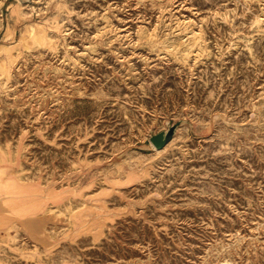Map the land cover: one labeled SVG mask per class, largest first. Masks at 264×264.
Here are the masks:
<instances>
[{
	"label": "rangeland",
	"instance_id": "obj_1",
	"mask_svg": "<svg viewBox=\"0 0 264 264\" xmlns=\"http://www.w3.org/2000/svg\"><path fill=\"white\" fill-rule=\"evenodd\" d=\"M263 8L0 0V264H264Z\"/></svg>",
	"mask_w": 264,
	"mask_h": 264
},
{
	"label": "bare ground",
	"instance_id": "obj_2",
	"mask_svg": "<svg viewBox=\"0 0 264 264\" xmlns=\"http://www.w3.org/2000/svg\"><path fill=\"white\" fill-rule=\"evenodd\" d=\"M264 9V8H263ZM263 11V10H262ZM261 16V15H260ZM260 17H258L257 19H258V21H262L261 19H259ZM181 23V22H180ZM184 23V22H183ZM259 23V22H258ZM263 23V22H262ZM186 24V23H185ZM260 25H262L261 23H259ZM182 25V24H181ZM184 25V24H183ZM188 25V24H187ZM255 25H256V23H255ZM258 25V24H257ZM180 26V25H179ZM190 26V25H189ZM256 27V26H255ZM260 27V26H259ZM256 28H258V27H256ZM261 28V27H260ZM193 33V32H192ZM195 33V32H194ZM199 33V32H198ZM154 34V33H153ZM151 36V35H150ZM192 38V37H191ZM188 41H190V40H188ZM181 42V41H180ZM193 42H194V45H196V46H198L201 50H205V46H204V43H205V41H203L202 40V35L199 33V34H195L194 35V37H193ZM176 43V42H175ZM187 43V42H186ZM185 43V44H186ZM192 45V44H191ZM174 46V45H173ZM180 46V44L179 45H177V48ZM185 46V45H184ZM183 46V47H184ZM186 46H188V45H186ZM177 48H176V50H177ZM197 48V47H196ZM207 48V47H206ZM200 51V50H199ZM207 51V50H206ZM194 52V50L193 49H188V50H186L185 49V51H183V52H180L179 53V55H181V57L183 56V59L184 58H186V59H188V61H189V58L191 57V55H192V53ZM179 57V56H178ZM185 62V61H184Z\"/></svg>",
	"mask_w": 264,
	"mask_h": 264
},
{
	"label": "water",
	"instance_id": "obj_3",
	"mask_svg": "<svg viewBox=\"0 0 264 264\" xmlns=\"http://www.w3.org/2000/svg\"><path fill=\"white\" fill-rule=\"evenodd\" d=\"M26 1V0H25ZM170 136V135H169ZM169 136H168V138H169Z\"/></svg>",
	"mask_w": 264,
	"mask_h": 264
}]
</instances>
